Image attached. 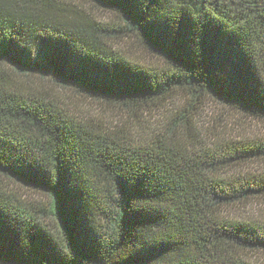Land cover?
I'll return each instance as SVG.
<instances>
[{
  "label": "trees",
  "instance_id": "obj_1",
  "mask_svg": "<svg viewBox=\"0 0 264 264\" xmlns=\"http://www.w3.org/2000/svg\"><path fill=\"white\" fill-rule=\"evenodd\" d=\"M87 1L116 21L79 0H0V264H249L239 252L264 251V222L222 213L264 195V171L239 169L264 159V141L189 150L120 117H76L38 81L139 122L179 93L264 119V0ZM131 37L164 64L110 44ZM3 179L46 194L49 210Z\"/></svg>",
  "mask_w": 264,
  "mask_h": 264
},
{
  "label": "rangeland",
  "instance_id": "obj_2",
  "mask_svg": "<svg viewBox=\"0 0 264 264\" xmlns=\"http://www.w3.org/2000/svg\"><path fill=\"white\" fill-rule=\"evenodd\" d=\"M76 3L99 22L116 21L113 18V13L103 10L87 0H79ZM110 44L115 51L121 52L127 58L136 60L138 63L157 66L164 64L161 59L132 37L130 40L125 39L122 42L113 40ZM34 78L31 77L29 82L37 83L38 80ZM38 82L54 96L57 95L62 102L63 109H67L76 117H82L88 113L112 122L115 120L118 122L120 117L123 125L138 126V129L132 130L137 134H146L144 135L146 137L148 134H164L166 136V132H171L172 141L176 145L189 148V150H198L202 147L210 148L215 141H264L263 118L251 116L237 107L220 103L212 97H204L197 102L188 94L179 93L173 99L172 106H157L154 111L139 122L137 121L139 119L132 117L131 113L123 107L93 99L69 89L60 91L49 79ZM185 111L188 113V125L179 123L178 119ZM239 169L253 175L261 174L264 171V159L247 162L242 164ZM2 181L8 193H13L26 202L42 205L46 210H49V197L46 194L12 180L3 179ZM222 216L224 219L240 223L259 224L264 222V195L255 197L246 203L226 206ZM44 222L53 231L58 229V222L55 219L48 216L45 217ZM239 253L249 264H264L263 250H248Z\"/></svg>",
  "mask_w": 264,
  "mask_h": 264
}]
</instances>
